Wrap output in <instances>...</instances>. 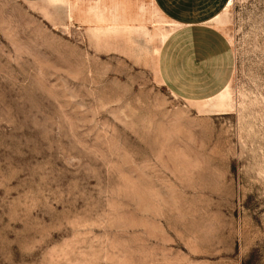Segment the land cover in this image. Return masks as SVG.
<instances>
[{
	"label": "rangeland",
	"instance_id": "obj_1",
	"mask_svg": "<svg viewBox=\"0 0 264 264\" xmlns=\"http://www.w3.org/2000/svg\"><path fill=\"white\" fill-rule=\"evenodd\" d=\"M148 2L0 0V264H264V0L221 18L213 112L161 84Z\"/></svg>",
	"mask_w": 264,
	"mask_h": 264
},
{
	"label": "crops",
	"instance_id": "obj_2",
	"mask_svg": "<svg viewBox=\"0 0 264 264\" xmlns=\"http://www.w3.org/2000/svg\"><path fill=\"white\" fill-rule=\"evenodd\" d=\"M148 1L166 21L181 25L160 46L156 72L162 85L188 102L216 97L229 84L233 72L232 46L214 23L224 9L215 12L212 0Z\"/></svg>",
	"mask_w": 264,
	"mask_h": 264
},
{
	"label": "bare ground",
	"instance_id": "obj_3",
	"mask_svg": "<svg viewBox=\"0 0 264 264\" xmlns=\"http://www.w3.org/2000/svg\"><path fill=\"white\" fill-rule=\"evenodd\" d=\"M49 2H51L53 5H58V4H64L67 0H48ZM101 2V1H100ZM227 5H226V8L221 12L219 13L215 18H214V23H215V26L217 27H223L224 24L221 22V18L222 16L224 15V13L228 12V8L233 4V0H229L227 1ZM93 3V2H92ZM102 3V2H101ZM149 3V2H148ZM99 4V2H98ZM93 5V4H92ZM105 6V5H104ZM107 6V5H106ZM120 6H121V3H115L113 4V10H112V20H111V25L107 28L110 29L112 26H116L117 25V21L121 20L122 17H125L124 15H121L120 14ZM68 7H69V11H68V16L69 17H72L73 16V13H74V6L73 4L69 3L68 2ZM87 8V7H86ZM107 10V9H106ZM86 11V10H85ZM110 14V13H109ZM90 15V14H88ZM111 15V16H112ZM92 16V15H91ZM89 17V16H88ZM157 17V16H156ZM106 18V17H105ZM111 18V17H110ZM93 19V18H92ZM160 19V18H159ZM163 19V18H162ZM108 20V19H107ZM98 21L100 22H103L104 21V18H102V16H98ZM163 20H161L162 22ZM157 22H160V20ZM181 24V23H180ZM165 32L166 34H162L163 35V41H162V44L168 39L169 35L171 34V32L173 30H175L179 25L174 23V22H169V21H166L165 23ZM183 26V25H182ZM181 27V25L179 26ZM105 29V28H104ZM101 29H99L97 31V33H101L100 32ZM160 54V48L156 50V55L158 56ZM157 73V72H156ZM157 75V74H156ZM159 76V74L157 75ZM160 79V78H159ZM162 84V83H161ZM230 86V83L214 98H211L207 101H204V103H211V104H207L205 105L206 107V111H215V110H226L227 108V99H228V88ZM172 94V93H171ZM174 96V95H173ZM175 98V97H174ZM197 103H202V102H197Z\"/></svg>",
	"mask_w": 264,
	"mask_h": 264
}]
</instances>
